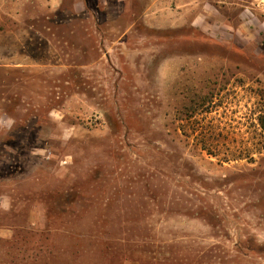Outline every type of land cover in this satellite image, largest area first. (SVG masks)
<instances>
[{
  "label": "rangeland",
  "instance_id": "1",
  "mask_svg": "<svg viewBox=\"0 0 264 264\" xmlns=\"http://www.w3.org/2000/svg\"><path fill=\"white\" fill-rule=\"evenodd\" d=\"M262 117L250 0H0V264H264Z\"/></svg>",
  "mask_w": 264,
  "mask_h": 264
},
{
  "label": "crops",
  "instance_id": "2",
  "mask_svg": "<svg viewBox=\"0 0 264 264\" xmlns=\"http://www.w3.org/2000/svg\"><path fill=\"white\" fill-rule=\"evenodd\" d=\"M163 1L165 2L166 0H163ZM203 8H204V6H202L201 10H199L198 12L196 11L197 15H198L196 21L199 20V22H200L201 19L203 20L204 18H206L207 15L205 14V10H203ZM189 10H191V8H189ZM243 15H244V13H242V15H241L244 20L243 21L241 20V22H239L238 24H234L232 22V20H230L228 18H226L227 21L222 20V18H221L222 16L219 13L217 16L215 15L216 16V18H215L216 22L215 23H218V25H220L221 27H256L257 22L261 23L253 15H251V16L248 14H245V16H243ZM185 17H186V14H185Z\"/></svg>",
  "mask_w": 264,
  "mask_h": 264
},
{
  "label": "built area",
  "instance_id": "3",
  "mask_svg": "<svg viewBox=\"0 0 264 264\" xmlns=\"http://www.w3.org/2000/svg\"><path fill=\"white\" fill-rule=\"evenodd\" d=\"M250 3L264 14V0H250Z\"/></svg>",
  "mask_w": 264,
  "mask_h": 264
},
{
  "label": "clouds",
  "instance_id": "4",
  "mask_svg": "<svg viewBox=\"0 0 264 264\" xmlns=\"http://www.w3.org/2000/svg\"><path fill=\"white\" fill-rule=\"evenodd\" d=\"M11 123H12V121L9 120V121H8V126H9V127L11 126ZM4 199H8V197H4Z\"/></svg>",
  "mask_w": 264,
  "mask_h": 264
},
{
  "label": "trees",
  "instance_id": "5",
  "mask_svg": "<svg viewBox=\"0 0 264 264\" xmlns=\"http://www.w3.org/2000/svg\"><path fill=\"white\" fill-rule=\"evenodd\" d=\"M261 119H262V120H263V122H264V118L262 117ZM263 128H264V126H263Z\"/></svg>",
  "mask_w": 264,
  "mask_h": 264
}]
</instances>
